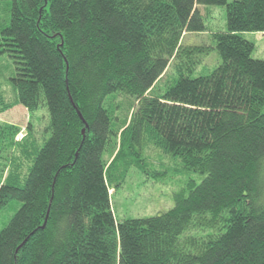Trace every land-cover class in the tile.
I'll use <instances>...</instances> for the list:
<instances>
[{"label": "trees", "instance_id": "16d2710c", "mask_svg": "<svg viewBox=\"0 0 264 264\" xmlns=\"http://www.w3.org/2000/svg\"><path fill=\"white\" fill-rule=\"evenodd\" d=\"M0 1L11 2L0 56L17 93L0 114L44 105L51 135L15 143L0 264H264V61L242 37L264 32V0ZM206 6L225 9V32L214 47H183L205 31ZM210 51L220 62L195 77ZM169 67L174 84L159 96ZM120 94L132 99L122 120L111 105ZM146 145L203 178L169 211L117 222L113 175L145 162Z\"/></svg>", "mask_w": 264, "mask_h": 264}, {"label": "rangeland", "instance_id": "374dc122", "mask_svg": "<svg viewBox=\"0 0 264 264\" xmlns=\"http://www.w3.org/2000/svg\"><path fill=\"white\" fill-rule=\"evenodd\" d=\"M10 10V1H0V29L8 24ZM199 10L202 14L204 10L208 13V15L204 13L207 15L205 17V31L185 34L182 40L183 47H214L213 34L226 30L224 8L206 6L199 8ZM242 37L254 45L252 58L264 61V32L244 33ZM209 53V56L201 64L202 67L199 66L196 69L195 72L199 74L195 77L207 75L220 62L216 51ZM171 67L153 85V91H156L155 93L159 96L174 84L175 76H173ZM201 71L203 74L200 73ZM14 76L12 61L7 54H3L0 56V99H3L5 104H13L17 101V93L11 82ZM116 97L114 101L112 100L111 105L113 106L118 102L119 107H112V109L120 108L117 116L119 120H122L127 114L129 102H132V99L122 94ZM130 108L135 109V107ZM48 125L49 113L44 105L32 115H29L26 109L21 106L0 114V185L4 183L11 166L14 148H16L15 143L21 142L27 133L31 132L36 142L42 145L51 136L50 132L46 131ZM14 130L16 135L12 137ZM111 151L109 144L103 154V162L106 166L115 157L117 149L112 155H110ZM141 154L146 158L145 162L137 163L134 161L133 165L126 163L127 169L124 168L126 165L122 164L113 175L115 183L110 186L109 198L111 211L117 222L127 219L150 218L169 211L174 207L173 197L175 194L186 189L189 182L194 181L198 184L203 178L201 175L182 170V162L178 158L166 157L150 145H146ZM128 160L130 159L128 158ZM156 171H160L163 175L157 179L147 177ZM147 172L148 174H146ZM9 215L12 216L11 210L9 213L6 212V209L0 212V230L8 221Z\"/></svg>", "mask_w": 264, "mask_h": 264}, {"label": "water", "instance_id": "95a60500", "mask_svg": "<svg viewBox=\"0 0 264 264\" xmlns=\"http://www.w3.org/2000/svg\"><path fill=\"white\" fill-rule=\"evenodd\" d=\"M82 133H83V132H82ZM44 226H45V224L43 225V227H42V228H44ZM21 246H22V244H21ZM21 246H20V247H21ZM20 247H19V248H20Z\"/></svg>", "mask_w": 264, "mask_h": 264}]
</instances>
